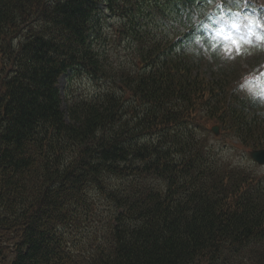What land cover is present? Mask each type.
I'll return each instance as SVG.
<instances>
[{
  "label": "trees",
  "instance_id": "1",
  "mask_svg": "<svg viewBox=\"0 0 264 264\" xmlns=\"http://www.w3.org/2000/svg\"><path fill=\"white\" fill-rule=\"evenodd\" d=\"M208 3L0 0V264H264V174L210 130L264 147V110Z\"/></svg>",
  "mask_w": 264,
  "mask_h": 264
},
{
  "label": "rangeland",
  "instance_id": "2",
  "mask_svg": "<svg viewBox=\"0 0 264 264\" xmlns=\"http://www.w3.org/2000/svg\"><path fill=\"white\" fill-rule=\"evenodd\" d=\"M253 1L256 5H258V7L264 8V0ZM218 19H222V16ZM222 22H226V20H223ZM237 25L238 27L234 28L232 31L230 30L229 33L232 34L234 38L241 41L242 51L240 54H237L235 49L231 52L225 51L226 47L231 46L230 42L222 39L217 33L214 36V44H219L222 49L220 50V53L222 54L221 59H225V61L233 63L234 67L238 69L243 76H247L246 80L241 85L242 89L249 95L260 99L264 107V38L262 40H256L254 38L256 34L251 33L249 35L248 23L246 25L243 23ZM204 26L217 27L220 26V24L217 21H206ZM260 31L262 32V29H260ZM245 40L247 42H245ZM249 42L251 44L253 43L254 46L250 45ZM250 75H252V77H249ZM67 83V74L58 78L57 85L63 98L64 96L65 98L67 97L66 93L64 94L66 90L68 95H70L69 93L74 90L76 91L75 94L81 96L91 94L97 90V84H92L90 79L87 77L72 79L69 92ZM62 107L65 108V101L63 102ZM215 137L216 139L211 137L212 144H219L220 148L223 150L224 158L228 160L230 164L252 169L254 173H258L260 175L264 174V166L255 164L242 148L229 146L228 142H222L219 138H217V136Z\"/></svg>",
  "mask_w": 264,
  "mask_h": 264
},
{
  "label": "snow or ice",
  "instance_id": "3",
  "mask_svg": "<svg viewBox=\"0 0 264 264\" xmlns=\"http://www.w3.org/2000/svg\"><path fill=\"white\" fill-rule=\"evenodd\" d=\"M245 19L248 21V26H249L248 30H249V33L251 34L253 27L256 24H258L259 22L252 20L250 17H245ZM232 27L233 28L238 27V25L236 24L235 21L232 22ZM217 34H222L223 37H224V40L230 42L231 46L230 47H226L225 51L231 52L233 49H235L237 54L241 53L242 45H241V41L240 40L234 38V36L232 34H230V33H224L223 29H217ZM245 42H247V41L245 40Z\"/></svg>",
  "mask_w": 264,
  "mask_h": 264
},
{
  "label": "water",
  "instance_id": "4",
  "mask_svg": "<svg viewBox=\"0 0 264 264\" xmlns=\"http://www.w3.org/2000/svg\"><path fill=\"white\" fill-rule=\"evenodd\" d=\"M212 130L214 131V133H217L216 126L212 127ZM249 154L259 164H264V148L251 150Z\"/></svg>",
  "mask_w": 264,
  "mask_h": 264
}]
</instances>
